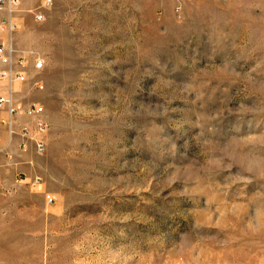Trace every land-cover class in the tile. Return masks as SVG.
Segmentation results:
<instances>
[{"label": "rangeland", "instance_id": "374dc122", "mask_svg": "<svg viewBox=\"0 0 264 264\" xmlns=\"http://www.w3.org/2000/svg\"><path fill=\"white\" fill-rule=\"evenodd\" d=\"M20 2L0 47L25 61L14 99L42 108L46 152L0 218L45 225L18 258L0 238L1 261L264 264V0Z\"/></svg>", "mask_w": 264, "mask_h": 264}, {"label": "built area", "instance_id": "2783aa9c", "mask_svg": "<svg viewBox=\"0 0 264 264\" xmlns=\"http://www.w3.org/2000/svg\"><path fill=\"white\" fill-rule=\"evenodd\" d=\"M0 12H3V19L0 21V30L7 32H13L16 25L12 21V17L21 12L20 0H0ZM36 20H43L42 14H37ZM12 48L10 45H2L0 47V62L7 64L9 67L0 71V81L6 83L7 92L0 95V111L7 113L8 118L1 120V124L6 128L10 136L18 135L21 138V148L23 151L28 149V144L32 142L35 147V153L39 156H43L46 152V143L42 134L46 131V122L43 119L42 108L35 103H29L26 106L17 104L14 99V84H22L27 81V73L25 72V61L22 57H17L15 60V68L12 66ZM44 60L39 56L35 58L33 62L34 69L41 71L44 68ZM35 88L43 90L41 82L35 84ZM18 116H26L32 119L33 124L21 125L18 131L15 130L16 118ZM26 178L20 179V182L26 181ZM40 179L29 180V185L36 187L40 184ZM49 202H52V198H48Z\"/></svg>", "mask_w": 264, "mask_h": 264}, {"label": "crops", "instance_id": "0c3cea01", "mask_svg": "<svg viewBox=\"0 0 264 264\" xmlns=\"http://www.w3.org/2000/svg\"><path fill=\"white\" fill-rule=\"evenodd\" d=\"M3 114L4 116L2 119H7L8 114L4 112ZM16 120L17 121L14 127L16 131H18L21 125L33 124V121L26 116H18ZM1 127L3 130H5V132L3 134V138L0 139V191L2 193H10L7 194V196H14L24 192V189H26L25 182L29 178L30 180L34 179V160L41 156L35 153L34 144L31 142L28 144V149L23 151L21 148V138L18 135L10 136L6 131V128L3 126ZM21 175H25L27 177L29 176V178H26V181L20 182V179H22ZM6 206L9 211H17L20 205L16 203H9ZM47 221L51 222L52 219H48ZM41 225H45V221H41L40 219L35 221V219L20 217L0 218V227H9L12 232L10 236L3 235L1 234L2 232L0 233V238H9L7 241L11 243V250L8 253L9 256L11 255L12 257L18 258L19 251L22 252V250H19L22 247V245H19V243H23L26 238H33L32 235H26V231L31 233L35 227H39ZM0 229L3 231L6 228ZM4 253L5 251L0 249V264H4L1 261L2 258L5 257ZM14 264H19V262L15 260Z\"/></svg>", "mask_w": 264, "mask_h": 264}]
</instances>
